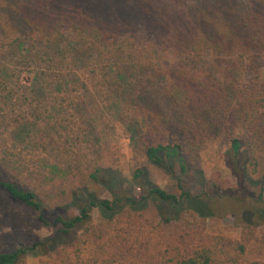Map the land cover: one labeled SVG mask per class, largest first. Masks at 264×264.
<instances>
[{
  "label": "trees",
  "instance_id": "1",
  "mask_svg": "<svg viewBox=\"0 0 264 264\" xmlns=\"http://www.w3.org/2000/svg\"><path fill=\"white\" fill-rule=\"evenodd\" d=\"M140 32L165 43L176 60L163 72L165 103L136 97L124 124L173 191L143 168L127 175L117 146L106 141L102 116L85 119L90 131L80 127L87 122L73 124L72 99L57 98L66 88L36 80L32 100L19 88L15 66H38V46L72 44L88 58L98 50L121 52ZM210 55L224 58L214 75L198 66ZM258 59L264 60V0H0V228L17 232L0 250V264L76 247L81 235L95 244L114 217L149 211L159 218L158 233L173 240L155 251V264H239L264 224V178L255 181L257 196L247 191L261 174L255 153L264 151V91L242 82L244 68L258 71ZM220 137L228 142L224 160L235 184L212 174L194 194L186 178L202 171L201 148ZM16 207L53 233L27 242ZM230 213L239 220L238 239L206 234L207 219ZM75 264L100 263L78 256Z\"/></svg>",
  "mask_w": 264,
  "mask_h": 264
},
{
  "label": "rangeland",
  "instance_id": "2",
  "mask_svg": "<svg viewBox=\"0 0 264 264\" xmlns=\"http://www.w3.org/2000/svg\"><path fill=\"white\" fill-rule=\"evenodd\" d=\"M124 44V50L121 52L98 50L88 58H79L77 52L72 50L74 47L72 44L59 48L38 46L40 59L38 66H15L20 76L19 88L22 92H27L28 97L32 94L33 87L38 86L36 80L47 86L54 84L58 88H66L68 94L62 89L57 98L62 99L67 95L72 99V110H69L68 116H72L73 124L80 120L87 122L88 120L85 119L90 118V114L102 116L104 126H108L102 128L107 134L104 135L106 141H112L117 146L121 154L120 166L127 175L135 168H143L148 172L152 182L165 190L173 191L174 185L171 180L145 161L124 121L129 115V105L133 104L138 96L143 99L142 101H153L161 105L165 103L161 92L165 84L163 72L176 59L173 51L165 43L154 42L144 32L128 38ZM223 63L224 58L210 55L203 58L198 66L204 73L214 75L222 68ZM256 67L258 70L256 73L248 68L243 69L242 82L250 89L264 91V60L258 59ZM42 97L46 100V94ZM30 100H32L31 96ZM84 105H88L89 111L83 110ZM30 110L28 105L26 111ZM15 114L21 116L25 113L16 110ZM117 119L122 120L123 123L120 121L118 125L114 122ZM82 125L80 127L90 131L88 122ZM96 132L100 134L99 131ZM240 132L244 131L240 130ZM44 146L46 147L45 142ZM227 147V140L220 137L209 140L201 148L199 167L202 171L199 174H190L186 178L185 185L190 191L194 194L198 193L201 190L200 180L202 182L203 177L212 174H220L223 178L229 179L233 185L235 184V178L225 165L224 152ZM45 156L43 152V157ZM255 157L258 163L256 168L261 174L250 182L247 191L257 196L259 190L255 187V181L264 178V151L255 153ZM249 168L252 169L253 166ZM134 194L138 196L139 191L135 190ZM15 209L20 219L25 220L27 242L32 243L35 238H44L53 233V230L42 227L35 221L34 213L22 207ZM125 214L127 213H121L113 218L112 224L104 228L105 233L97 243H92V237L81 235L78 246L60 247L47 256L39 253L33 257L29 256L26 264H75L78 256L83 259H96L100 264H155L153 254L157 249L164 250L165 245L173 241L172 238L158 233L156 225L159 218L155 215V211H149L138 217L129 215V218ZM92 216L96 223L100 221L96 213ZM238 222V218L235 219L234 214L230 213L224 217L207 219L204 230L206 234L222 235L235 240L239 238V229L236 227ZM263 230L264 224L257 227L247 243L244 254L239 256V264L252 262L264 264ZM16 233V229L0 228V250L8 247L15 240ZM173 238L176 240V237ZM226 252L227 249H224L219 255L222 257Z\"/></svg>",
  "mask_w": 264,
  "mask_h": 264
}]
</instances>
